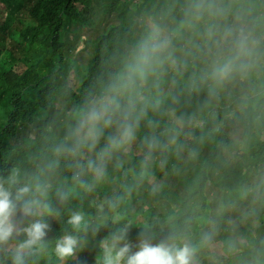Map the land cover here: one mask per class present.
Wrapping results in <instances>:
<instances>
[{
	"label": "trees",
	"instance_id": "1",
	"mask_svg": "<svg viewBox=\"0 0 264 264\" xmlns=\"http://www.w3.org/2000/svg\"><path fill=\"white\" fill-rule=\"evenodd\" d=\"M191 3L192 0H0L4 13L0 18V182L18 169L25 181L46 178L51 183V202L62 214L47 218L51 225L46 237L49 241L54 242L70 230L67 208H81L88 214L89 226L80 233L82 243L75 250L83 251L76 259L79 264H102L100 242L126 225L128 242L133 245L142 237L152 243L166 241L172 235L187 240L202 227L192 242L196 244L215 226V242L224 240L229 254L245 245L238 237L255 242L254 235L264 231V215L259 212H253V218L261 222L254 228L237 221L230 224L226 212L210 215L214 202L207 195L210 183L221 191L224 203L244 205L258 197L257 188L264 190V183L259 181V176L264 175V73L237 81L219 98L211 99L203 90L188 88L187 73L170 71L162 85L167 96L163 109L166 114L149 115L160 120L157 131L161 134L174 126L178 128L175 144L156 152L145 167L141 141L151 129L142 123L137 148L143 151L116 154L105 180L91 193L82 192L72 181L77 160L57 155V149L68 142L69 130L75 126L79 112L99 95L127 53L150 33L146 20L177 28ZM71 24L86 26L89 34L71 35ZM84 49H90V54L76 90L69 82L76 69L72 54ZM148 94H154V90ZM58 100L63 102L61 107L57 106ZM180 117L191 123L180 127L176 124ZM235 126L241 129L238 140L230 134ZM160 138L167 140L166 135ZM91 155L86 153L79 162L84 163ZM117 159L123 161V167L114 166ZM52 162L58 165L50 170ZM151 178L162 181L161 186L152 187ZM85 179L90 181V175ZM57 188L72 189L73 198L60 203L55 196ZM101 214L102 223L92 228L93 219ZM27 222L17 217L19 227ZM229 242L234 245L232 251L227 250ZM262 250L264 253V241ZM75 252L68 261L75 258ZM4 255L0 252V257ZM56 258L49 246L38 252L30 264H55ZM197 260L198 264H209L201 253ZM6 264L11 261L6 260ZM255 264H264V255L255 257Z\"/></svg>",
	"mask_w": 264,
	"mask_h": 264
},
{
	"label": "clouds",
	"instance_id": "2",
	"mask_svg": "<svg viewBox=\"0 0 264 264\" xmlns=\"http://www.w3.org/2000/svg\"><path fill=\"white\" fill-rule=\"evenodd\" d=\"M170 71L187 73L188 88L203 90L211 99L219 98L237 81L264 73V0H192L180 26H154L127 53L99 95L79 112L75 126L69 130L68 142L57 149V155L77 160L72 175L76 188L91 193L103 183L116 154L126 153L137 141L142 123L151 129L141 141L145 167L156 152L175 144L178 128L174 126L161 134L157 131L160 120L149 115L166 114L163 109L167 96L162 85ZM153 90L154 94H148ZM188 123L191 121L183 117L176 120L180 127ZM161 135H166L167 140H162ZM86 153L91 157L80 163L79 158ZM57 165L52 162L48 168ZM114 166L123 167V161L117 159ZM89 175L90 181L85 179ZM51 193L52 185L46 178L25 181L18 169L0 182V252L5 254L0 264H6V260L30 264L38 252L49 246L63 261L81 245L80 233L90 222L81 208H67L70 230L54 242L46 239L51 229L47 218L62 214L53 206ZM55 196L63 204L73 198V190L57 188ZM17 217L26 218V226L19 227ZM216 232L213 226L196 244L172 235L159 243L142 237L133 245L128 242L126 225L100 242L102 264H197L202 251L217 250ZM227 250H234V245L229 242Z\"/></svg>",
	"mask_w": 264,
	"mask_h": 264
},
{
	"label": "rangeland",
	"instance_id": "3",
	"mask_svg": "<svg viewBox=\"0 0 264 264\" xmlns=\"http://www.w3.org/2000/svg\"><path fill=\"white\" fill-rule=\"evenodd\" d=\"M3 16L4 13L2 12V10H0V18H3ZM145 24H147L150 30H152L154 26H157L155 23L152 22L151 19H147ZM75 33H80L86 36L89 34V31L86 26L80 28L78 24H71L70 34L73 35ZM89 54H90V49L81 50L80 53L74 51V53L72 54V59L76 63V69L72 71L69 82L70 85L76 90L79 89L82 74L86 71V66H87L86 62L89 59ZM62 105L63 102L58 100L57 106L61 107ZM234 128L235 131L230 130V134L233 136V138H237L238 140L241 138L240 136L241 129H238V126H235ZM137 144L138 141H136L129 149L130 152L141 153L143 151V150H138ZM136 148L137 150H135ZM259 181L261 184L264 183V175L259 176ZM149 182L150 185L154 188L159 187L162 184V181L157 180L155 178H151ZM207 195L209 199L214 202L213 206L211 207L210 215H212L213 213H217L219 215L222 212H226V220L230 222V224H235V222L237 221L240 225H243L247 228H254L260 225L261 222L253 218V212H259L264 215V190H262V187L257 188L255 196L258 197L253 201L252 204H249L248 201L244 205L232 201H227L226 203H224L222 200L223 197L221 195V191L215 189L214 186L210 183L208 184L207 187ZM148 203L152 204V201H148ZM247 209H250L249 211L251 213L247 212ZM243 211H246L251 216L245 214L246 212ZM241 213H243V215H240ZM102 216L103 215L101 214L99 217L93 219L91 223L92 228L99 227V224L102 223L101 221ZM117 217H118L117 215L114 216V218ZM211 222L212 221L209 218L208 224H210ZM202 231H203L202 227L200 229H195L193 231L192 237L190 239H187L186 241L192 243L197 238L198 234L201 233ZM254 237L257 239V241L255 242L245 241L244 239H241V237H238L240 241L243 242L245 245L237 246L236 250L233 251L231 254H229L225 250L224 240L217 241L215 242L217 250L215 252L204 250L201 252V257L205 256L208 259L209 264H255V257L259 258L264 255L262 250V243L264 241V231L256 233ZM82 254L83 251L75 252V258H73L72 261H68L67 259L61 261L58 258H56L55 264H79L76 261V259H78V257Z\"/></svg>",
	"mask_w": 264,
	"mask_h": 264
}]
</instances>
